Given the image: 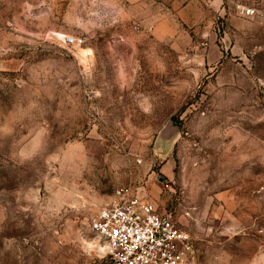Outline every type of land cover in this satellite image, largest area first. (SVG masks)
I'll return each mask as SVG.
<instances>
[{
	"label": "rangeland",
	"instance_id": "rangeland-1",
	"mask_svg": "<svg viewBox=\"0 0 264 264\" xmlns=\"http://www.w3.org/2000/svg\"><path fill=\"white\" fill-rule=\"evenodd\" d=\"M121 186L264 264V0H0V264H106Z\"/></svg>",
	"mask_w": 264,
	"mask_h": 264
},
{
	"label": "built area",
	"instance_id": "built-area-1",
	"mask_svg": "<svg viewBox=\"0 0 264 264\" xmlns=\"http://www.w3.org/2000/svg\"><path fill=\"white\" fill-rule=\"evenodd\" d=\"M67 45L77 44L66 36ZM90 233L102 245L106 264H188L193 258L192 237L161 211L121 186L114 198L89 220Z\"/></svg>",
	"mask_w": 264,
	"mask_h": 264
}]
</instances>
